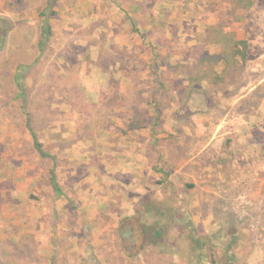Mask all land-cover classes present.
I'll return each mask as SVG.
<instances>
[{
	"label": "rangeland",
	"instance_id": "rangeland-1",
	"mask_svg": "<svg viewBox=\"0 0 264 264\" xmlns=\"http://www.w3.org/2000/svg\"><path fill=\"white\" fill-rule=\"evenodd\" d=\"M232 4L0 0V264H264V0Z\"/></svg>",
	"mask_w": 264,
	"mask_h": 264
},
{
	"label": "trees",
	"instance_id": "trees-1",
	"mask_svg": "<svg viewBox=\"0 0 264 264\" xmlns=\"http://www.w3.org/2000/svg\"><path fill=\"white\" fill-rule=\"evenodd\" d=\"M254 1L255 0H233V4L232 5H233L234 10L237 9L238 11L247 12L253 6V2ZM52 15H53V13L50 12V11H49V14H46V15H45L44 12H41V14H40V16H44V19H42L41 27H40V38H41V41L38 44L40 50L43 49L45 41H47V39L51 36V28L48 25L47 19L49 17H51ZM231 41H232V52H231V55H230V59H231L232 62L231 61L228 62V60L225 58V63L226 62L228 63L227 64L228 65V70L230 71V73H232V76H235L233 78L237 79L238 75L241 74V71L243 69V64L245 63V60H246L247 43L245 41H237V40L234 41V39H232ZM235 57L240 58V60H241V64L240 65H236L234 63V58ZM219 60H220V56L219 55L213 56L211 58H207L206 57L205 59H202L200 62H198L196 65L193 66L192 72H194V79L191 78V75L189 74L187 80L190 79L189 82L192 85L193 84H200L207 76H209V74H212V76H211L212 84H218L219 83L218 75L214 71V69H215L214 66L216 65V63L219 62ZM190 69H188V70H190ZM174 70L175 69H173V71ZM166 72H167V70H164L163 72H160V74L157 72L159 74V76H158L159 79H162V77L164 75L167 76ZM19 79H21V75L20 74H16L15 75V80L17 81ZM161 83L162 84L160 85V88H162L164 90V92L166 93L168 88H167V86H165V84H163V82H161ZM17 85H19V84H17ZM26 122H27L26 126L28 127V131H29L30 137L32 139V143H33L32 147H33V149H35V151L39 154L40 157L48 158V159H52L53 160V158L50 155L46 154L41 149L42 145L39 143V141L37 139V136L34 134V131L32 130L31 126L29 127V119H27ZM176 150H178V149H176ZM174 157H175V159L178 158L177 156H174ZM157 171L162 173L161 170H157ZM164 174H165V176L167 175L166 173H164ZM49 182H50V186H51L52 191L54 192V194L56 196H60L61 195V190H60L59 185L55 181V178H54V175H53L52 171L50 172ZM194 242H195L196 248H194L192 246V251H200V249L202 251V248H204V246L201 245L198 240H195ZM206 256L209 259L207 264H216L214 262V260H212L210 258L211 254L209 253V251L207 252ZM200 257H202V256H200ZM226 264H233V262L229 261Z\"/></svg>",
	"mask_w": 264,
	"mask_h": 264
}]
</instances>
